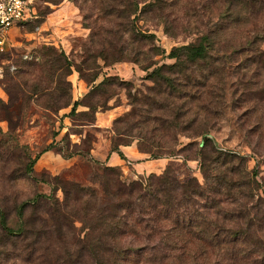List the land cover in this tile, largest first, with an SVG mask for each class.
Here are the masks:
<instances>
[{
  "label": "rangeland",
  "instance_id": "rangeland-1",
  "mask_svg": "<svg viewBox=\"0 0 264 264\" xmlns=\"http://www.w3.org/2000/svg\"><path fill=\"white\" fill-rule=\"evenodd\" d=\"M29 1L30 8L34 9L33 17L13 26L9 42L0 52V155H3L0 157V194L4 191L5 195L0 205L5 208L8 226L16 229L21 224L15 205L37 194L62 201V185L72 182L99 191L96 175L104 164L90 155L94 131L101 133L99 138H104L108 146L128 142L137 149L139 145L153 151L174 150L164 158L180 179L195 176L203 183L205 162L212 164L214 171L230 169L231 203L223 206L234 211L236 217L233 216L229 224L237 229L250 219H263L264 92H233L228 78L213 75L204 86L200 85L201 81L195 85L184 83L177 75H172L180 81L174 83V89L161 81L157 84L148 75L155 64L144 69L147 61L136 62L129 57L113 61L99 56L96 45L91 47L88 42L90 31L84 27L82 12L73 0ZM63 1V5H69V11L55 12ZM137 1L143 5L154 0ZM180 6L170 14L175 17V23L181 20L180 25L169 33L159 17L145 14L135 21L138 29L155 34L154 44L163 54L152 56L153 52H149L146 55L157 64L173 63L174 59L166 57L171 48L194 42L204 29L203 24L212 21L215 15L212 0H201L200 5L194 3L192 10L184 7L178 10ZM51 14V19H47ZM257 23L264 25L262 19ZM41 46L54 47L64 55L60 68L42 66ZM149 47V43L144 45L145 50ZM260 47L264 50V41ZM148 58L145 60H151ZM25 60L40 67L33 70L37 76L30 74L33 67L23 65ZM188 66L197 73L201 68L192 62ZM19 70H28V73L18 75ZM227 72L226 67L223 73ZM105 76H114V84H103L101 89L89 92ZM45 88L53 94L41 95L40 90ZM57 89L61 91L56 92ZM58 93L56 98L54 95ZM75 102L77 105L72 111ZM113 108H117V113L108 124L91 126L95 123L94 113L96 116L97 112ZM202 130L206 132L199 133ZM76 150L81 153L71 155ZM51 153L62 155L64 160L51 168L36 170V162ZM218 153L230 155L227 164L222 165V160L212 163ZM11 154L14 155L8 158ZM73 157L76 158L71 159ZM34 158L33 171L27 174L24 165ZM148 174H136L131 167L127 174L122 171L127 181L145 178ZM245 176L255 181L252 188L240 185ZM240 191H250L253 197L251 194L248 198L241 197ZM238 196L241 199H237ZM39 201L26 207L24 220H31V216L34 227L41 229L39 217L46 215L41 211L49 206L41 197ZM243 203L246 207L241 206ZM38 206L42 207L39 211L33 209ZM82 226L78 220L69 228L63 225L66 238L57 239L52 235L51 240L35 243V246L39 251H49L50 255L74 253L77 248L72 245L73 240L83 237L86 231ZM30 236L7 237L5 246L0 247V264H40L37 259L27 261L28 257H23L35 250L29 243L35 236Z\"/></svg>",
  "mask_w": 264,
  "mask_h": 264
},
{
  "label": "trees",
  "instance_id": "trees-1",
  "mask_svg": "<svg viewBox=\"0 0 264 264\" xmlns=\"http://www.w3.org/2000/svg\"><path fill=\"white\" fill-rule=\"evenodd\" d=\"M73 2L82 12L84 27L90 31V46L96 45V52L103 59L117 61L129 57L136 62L147 61L144 69L155 64L148 75L157 84L161 81L171 89H174V83L180 82L172 75L191 85L201 81V86L206 85L213 75L228 78L233 92H264V50L260 47L264 41V25L257 23L261 19L264 22V0H212L215 5L212 21L207 20L203 24L204 29L194 42L171 48L166 56L174 59L170 64H157L146 55L149 52H153L152 56L163 54V50L154 44L155 34L138 29L135 21L145 14L159 17L164 30L169 33L179 27L181 21L178 19L175 23V17L170 16L173 9L181 5L178 10H183V7L192 10L191 6L194 3L200 5L201 0H154L143 5H139L137 0ZM195 29L197 31V27ZM147 43L150 47L145 50ZM41 50L42 66H62L65 57L61 52L50 46H41ZM191 62L201 67L199 73L189 68ZM23 65L33 67L30 71L32 76L38 75L33 70H40V67L34 62L25 60ZM226 67L229 72L224 74ZM19 72L28 73V70H19L18 75ZM113 78L105 76L89 92L101 89L103 84H114ZM40 91L41 95L53 94L47 92V88ZM54 96L58 98L59 93ZM76 105L77 102L73 104L72 111ZM121 145L130 143L109 144V149L122 156L119 151ZM138 149L148 153L151 159L168 157L174 152L172 149L153 151L139 145ZM80 153L76 150L71 155ZM229 157L226 153H218L212 163L222 160V165L227 164ZM35 158L25 163L27 174L32 173ZM211 165L204 163V181L200 183L195 176L180 179L169 164L158 174L151 172L145 178L128 181L123 178L121 167L104 164L96 175L99 191L92 186L72 182L62 185V201L37 194L16 204V214L21 221L16 229L8 226L5 208L0 205V247L5 246L9 236L30 234L35 236L29 242L35 250L23 257H28L27 261L37 259L40 264H264V213L261 221L250 219L245 225L233 229L229 221L236 217L235 212L223 206L231 203L228 192H231L233 183L229 176L231 170L214 171ZM252 179L245 176L240 185L252 188L255 183ZM250 194L253 197L250 191L239 192L241 197L248 198ZM4 196L3 191L1 203ZM40 197L49 206L41 211L46 213L39 217V223L43 225L41 229L34 227L31 216V220H24L26 207L39 204ZM241 206L246 207V204ZM41 208L33 209L39 211ZM75 220L83 224L82 230L86 229L83 237L73 240L76 252L50 255L49 251L36 248L35 243L49 241L52 235L57 239L66 238L63 225L69 228Z\"/></svg>",
  "mask_w": 264,
  "mask_h": 264
},
{
  "label": "crops",
  "instance_id": "crops-1",
  "mask_svg": "<svg viewBox=\"0 0 264 264\" xmlns=\"http://www.w3.org/2000/svg\"><path fill=\"white\" fill-rule=\"evenodd\" d=\"M63 4H65L64 1L59 4L60 5L59 7L61 8L55 10V12L57 11L60 12L61 9L64 12L69 11V5H63ZM51 16H53V14L48 15L47 19L50 20ZM8 42H9V38H8ZM116 109L117 108H113L105 112H97L95 116V123L91 126L101 127L108 124L114 118V115L117 113ZM84 132H86V130H84ZM99 134L101 133H99L98 131H94L93 133L90 155L94 158V160L103 163L105 165L121 167L124 174H127V170L130 169V167L136 174L161 172L162 169L168 163V160L166 158L150 159L147 153L139 151L136 145L133 143L130 145H121L119 147V151L122 153L121 156L117 151H110L106 140L104 138L100 139L98 136ZM45 156L46 155L42 156L36 162L35 165L36 170L42 169L43 167L51 168L53 165L57 163H61L64 160L62 158V155L58 153L57 154L51 153V155H48V157L46 158ZM74 158L76 157H73L71 159Z\"/></svg>",
  "mask_w": 264,
  "mask_h": 264
},
{
  "label": "built area",
  "instance_id": "built-area-1",
  "mask_svg": "<svg viewBox=\"0 0 264 264\" xmlns=\"http://www.w3.org/2000/svg\"><path fill=\"white\" fill-rule=\"evenodd\" d=\"M29 0H0V51L8 44L13 26L33 16Z\"/></svg>",
  "mask_w": 264,
  "mask_h": 264
}]
</instances>
